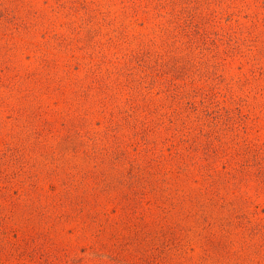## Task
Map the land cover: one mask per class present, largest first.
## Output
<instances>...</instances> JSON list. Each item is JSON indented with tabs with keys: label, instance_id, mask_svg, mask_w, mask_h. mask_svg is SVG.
Returning a JSON list of instances; mask_svg holds the SVG:
<instances>
[{
	"label": "rangeland",
	"instance_id": "1",
	"mask_svg": "<svg viewBox=\"0 0 264 264\" xmlns=\"http://www.w3.org/2000/svg\"><path fill=\"white\" fill-rule=\"evenodd\" d=\"M0 264H264V0H0Z\"/></svg>",
	"mask_w": 264,
	"mask_h": 264
}]
</instances>
